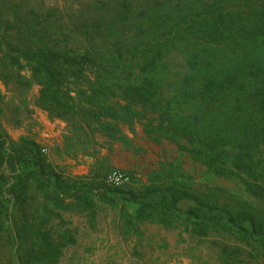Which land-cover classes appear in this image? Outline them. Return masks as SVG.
Returning a JSON list of instances; mask_svg holds the SVG:
<instances>
[{"label":"trees","instance_id":"16d2710c","mask_svg":"<svg viewBox=\"0 0 264 264\" xmlns=\"http://www.w3.org/2000/svg\"><path fill=\"white\" fill-rule=\"evenodd\" d=\"M107 2L108 8L92 17L93 23L75 24L86 36L83 46L70 42L72 27L65 35L54 36L60 28L53 23L61 20L53 14H47L49 18L34 15L40 21L37 24L24 10L28 19L23 27L18 25L19 18L10 26L18 27V46L13 34L0 31V51L8 64L20 65L22 56L35 61V79L42 86L39 103L43 101L46 109L68 124L65 148L89 155L102 136L130 148L134 138L127 130L136 136L139 124L148 144L174 143L212 174L236 179L257 203L236 194L230 195L231 204L220 203L218 191L226 192L225 188L200 191L189 173L169 162L153 171L138 192L114 189L120 195H112L105 185L63 183L34 142L16 146L0 127V264H57L61 243L51 229L35 228L37 214L41 221L45 217L42 211L33 215L9 210L11 205H22L34 184L43 191L44 210L51 204L57 207L59 200L63 206V197L79 194L82 199L98 193L111 206H118L122 198L128 219L167 226L182 220L187 225L228 227L255 247L244 249L246 256L235 247L236 257L221 264H255L258 255L264 254V158L258 155L264 146V81L258 80L264 79V37L255 47L260 52L242 66L241 58L232 61L228 49L212 42L213 36L234 32L216 28L215 8L211 16L200 17L201 34L195 31L197 36H189L187 28L194 26L188 19L193 13L182 11L181 0H152L149 11L142 0ZM126 23L136 25L133 36ZM240 32H234L236 44L244 46ZM174 44L183 54L179 68L174 66ZM17 76L11 73L8 78L23 77L21 72ZM183 199L190 201L185 209L179 206ZM78 201L65 208L76 207ZM126 202L138 205L135 214L127 211Z\"/></svg>","mask_w":264,"mask_h":264},{"label":"rangeland","instance_id":"374dc122","mask_svg":"<svg viewBox=\"0 0 264 264\" xmlns=\"http://www.w3.org/2000/svg\"><path fill=\"white\" fill-rule=\"evenodd\" d=\"M107 1L109 0H0V31L6 29L13 34V43L18 46L20 44L16 37L18 27L10 28V26L16 24V18H19L18 25L23 27L28 19L27 15L24 16V10L28 17L36 20L37 24L40 21L34 15L49 18L47 14H53L61 20L53 23L55 28H60L55 31H62H54V36L65 35L69 27H72L74 33L70 35V42L83 46L87 44L86 36L82 30L80 32L77 30L78 27L93 23L92 17H96L108 8ZM181 3H184L183 12L193 13V18L188 19L194 26L193 30L187 28L191 29L189 36H197L195 31L201 34L200 17L211 16L215 8L217 9L214 18L216 28L223 27L224 31L233 28L234 32L241 30L240 33L246 41L243 43L244 46L236 44L237 34L233 32L221 38L213 36L211 39L214 45L228 49L232 61L241 58L244 62L242 66L248 65V59L253 53L260 52L255 47L264 37V0H181ZM142 4L146 5L145 10L149 11L153 3L152 0L147 2L142 0ZM136 13H140V10L138 9ZM177 20L178 18L175 21ZM75 24L79 25L77 29ZM135 27L136 25L130 27L125 24V29L132 36L137 29ZM48 40L46 38V41ZM25 44H28L27 41ZM31 44L36 47L40 45L37 42ZM174 45H176L175 50L172 51L174 66L179 68L183 63V54L179 50V45ZM259 57L260 55H257L253 59ZM20 63L14 66L8 64L3 52L0 51L2 75L0 76V127L16 146H21L25 141L34 142L50 171L56 173L61 182L105 185L112 195H120V192L114 193V189H130L138 192L144 184L149 183L153 171L161 170L163 168L161 164L169 162L180 165L189 173L193 185L200 191L209 190L214 186L225 188L226 192L218 191L220 203L231 204L230 195L234 194L254 204L257 203L256 198L247 194L243 185H240L236 179L212 174L200 163L193 162L189 154L180 151L174 143L165 140L160 145L148 144L144 140L145 136L139 124L136 126V136L127 130L134 138V144L130 145V148L122 142L102 136L98 138L95 149L89 150L92 154L76 155L67 150L65 148V138L69 134L67 122L46 109L43 101L40 102L42 104L39 103L42 86L35 79V61L22 56ZM237 63L239 64V61ZM4 66H8L12 71H8ZM19 72L23 75L22 78H8L11 73L17 76ZM5 80L8 82L5 83ZM258 80L264 81V79ZM81 135L82 138L78 139L80 143L84 140L83 132ZM78 136L79 134L76 137ZM135 148H140V151L135 152L133 150ZM258 155L264 158V146L258 151ZM177 172L179 174L181 171L177 170ZM177 172H173V175ZM27 195V199L23 197L22 205H11L9 210L13 213L17 211V214L25 211L33 215L39 210L42 211L45 217L41 221L40 215L37 214L35 228L42 226L43 230L51 229L55 238L61 243V254L57 264H221L228 257H236L235 247H240V252L244 256H246L244 249L250 250L253 248L252 245L255 247L253 243L249 246L245 237L228 227L194 226L192 223L187 225L182 220H176L173 225L167 226L151 220L128 219L122 211L124 202L122 198L119 199L118 206H111L104 202L98 193H90L82 199L76 194L63 197L61 199L63 206L60 205L59 200L57 207L53 208L51 204L47 210H44L40 203L44 199L42 190L36 189L34 184ZM75 201L79 202H76V207L65 208L66 204H74ZM189 202L183 199L179 202V206L185 209ZM126 204L127 211L135 214L138 205L133 202ZM1 245L3 244L0 242ZM255 264H264V254L258 255Z\"/></svg>","mask_w":264,"mask_h":264}]
</instances>
